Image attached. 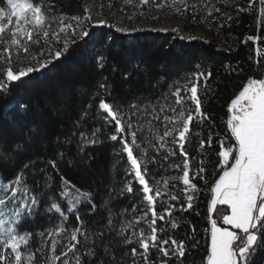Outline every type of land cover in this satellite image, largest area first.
<instances>
[{"label":"snow or ice","instance_id":"6c2138e0","mask_svg":"<svg viewBox=\"0 0 264 264\" xmlns=\"http://www.w3.org/2000/svg\"><path fill=\"white\" fill-rule=\"evenodd\" d=\"M260 2L264 4V0ZM143 3L147 4L148 0H143ZM6 5L7 11L0 7V45H3V53L7 54L0 55V60L7 61L3 78L0 79V93H11V95L8 98L0 96V99H4V103L0 105V120L19 118L24 122L18 130V138L9 140L0 135V164L15 166L21 156H27L36 147L46 152L48 145L56 149V157L33 154L31 158L21 163L14 179L5 182L0 175V264H58V262L59 264H126L125 257L128 253L118 255L117 250L128 245H136L130 249L131 264H136L137 256L142 257L143 264H154V261L149 260L152 249L169 259H171L170 252L178 259L185 257L184 241L178 242L167 235L164 228L156 227L157 220L164 221L166 216L172 218L176 206H165L164 202L160 201L162 211L158 213L156 206L158 198L162 196L159 182L154 181V187L150 185L149 178H146L148 164L155 158H149L147 150L141 149L137 130H133L135 127L133 117L137 114L148 116L150 126L152 120H160L155 105L145 104L138 96L136 99L139 103L123 106L113 92V84L108 76L104 75L97 82L96 92L93 93L94 96L101 97L96 105L97 110L104 114L105 123L113 126L114 131L108 138L119 141L123 152L126 153L130 165V171L126 175H131L140 186L137 191L142 192L143 201L151 212V220L146 219L148 211L135 220L137 224L140 220H145L148 232L140 228L138 231L133 229L129 233L128 230L133 228V221L123 219V212H114L113 208L109 207L116 198L111 192L108 199L103 201L106 211L101 212L95 202L94 192L77 188L60 174L61 163L85 166L90 165L94 160L86 149L101 141L97 137L98 129L93 127L89 131L84 120L85 117L92 119L95 117L87 109H82L77 118L70 119L68 129L52 133V120L58 114L68 112L70 104L64 99L57 102L51 98L29 101L17 94L18 88L26 83V78H30L31 74L36 72H42L54 60L60 59L67 53V39L60 50L53 52L49 48L48 58L37 60L33 56L32 59L36 60V63L32 66L18 71H14L11 66L12 46L15 47L17 61L23 63L30 52V47L39 45L41 38L47 43L51 35L59 42L60 34L64 33L66 36L70 35L72 42L75 43L76 37L88 38L90 32L83 27L79 18L73 17L76 21L74 27L72 23H67L62 15L53 14L52 5L45 3L44 0H6ZM261 12L264 13V8ZM87 20H92L91 15ZM94 25L108 26V21L96 20ZM77 28L81 30L77 32ZM115 31L132 35L139 30L116 28ZM180 39L185 37L181 36ZM188 39L195 40L197 37L192 36ZM248 39L251 40L253 37ZM256 39L260 38L256 37ZM39 55L41 57L45 55L43 49L39 51ZM94 59L100 70L108 64V57L104 53H98ZM118 71L115 66L112 67L113 73ZM121 75L127 80L130 73L124 71ZM140 75L144 73L141 72ZM211 75V72L195 73L194 79H189L183 85V89L175 88L173 95L176 97V105H182L185 101V96H181L183 90L187 99L193 102L194 110L181 107L177 111L176 107H171L170 111L175 115L163 117V134L157 132L154 137L158 146L151 140L148 141L149 146L155 148L157 152L160 149H167L170 156H175L176 152L169 147L168 138H171L172 145H178L179 152L184 157L183 174L173 179L182 180L185 186L183 192L186 194V208L184 204L180 205L181 210L185 211L193 208L194 194L198 191L193 180L197 176L203 179L202 173L205 171L203 167H199L192 172L190 178L192 169L185 144L193 121H202L206 118L198 87L202 77L206 82ZM105 96L108 98L105 99ZM9 105L12 106L11 110L6 111ZM165 107L167 105L162 106L160 111L163 112ZM228 111L230 115L227 119V127L230 129L231 137L234 138V143L226 144L225 140L219 142L221 173L211 187L210 208L211 212H217V206H226V210L224 213H218L217 218L210 221V247L206 264H252V257L257 250H264V78L248 79L242 90L231 100ZM128 137L131 138L130 141ZM204 143L203 140L200 141L201 148L204 147ZM210 143L209 140V145ZM134 149L140 150L141 155L134 154ZM40 164L44 167H37ZM175 167L180 168L181 165ZM48 168L60 175V184L47 196L45 205L41 209V198L44 194H37L28 186L27 176L42 175L44 187L52 189L53 180L47 171ZM28 169L31 171L26 173L25 170ZM40 182V180L36 181L37 186ZM71 190H74V196H70ZM125 192H133L131 181L116 195L123 196ZM170 199L175 201L179 197L171 195ZM61 202L66 204L67 208L62 207ZM84 206H87L85 215L96 214L99 219L90 223L82 220L80 210ZM69 210L76 218V225L72 228L65 227ZM38 214L48 217L56 215L58 220L54 227L35 233L38 237L37 243L33 238V232L24 228V224L29 221L34 222ZM218 220L222 221V225L230 228L219 226ZM178 226V221L172 219L171 228L176 229ZM158 232L165 233L166 238L161 239ZM167 245L170 247H165ZM137 247L142 251L138 252ZM160 264H168V261L161 260Z\"/></svg>","mask_w":264,"mask_h":264},{"label":"trees","instance_id":"16d2710c","mask_svg":"<svg viewBox=\"0 0 264 264\" xmlns=\"http://www.w3.org/2000/svg\"><path fill=\"white\" fill-rule=\"evenodd\" d=\"M93 0H44L52 5L53 14L62 15L67 23L76 24L73 17L79 18L81 23L88 16V6ZM103 3L105 0H94ZM6 0H0V7L5 8ZM125 7L120 1L113 0L112 10H121ZM264 4L260 0H187V7L183 9V16L188 20V26L194 27L203 23L210 29L209 39L197 38L188 42L182 41L173 32H144L126 36L115 31L112 27H93L89 21L90 36L80 39L76 37V42L68 46L66 54L60 59L54 60L48 68L42 72L31 74L26 78V83L20 86L17 94L24 100H34L51 98L55 101L64 99L70 104L68 112L58 114L51 122V132L58 133L69 128L70 119L77 118L82 109H87L95 119L85 117L84 123L91 131L94 127L98 129L97 137L101 143L86 149L94 157L90 165L70 166L66 162L60 164V174L70 180L77 188L83 191L95 193V202L98 210L105 212L103 201L107 200L111 192L116 198L109 207L114 212H123V219L133 221V228L138 231L143 228L148 232V225L145 220H140L137 224L135 220L143 216L148 207L143 201L142 192H138V184L132 180L129 173L130 166L126 153L123 152L119 141H112L108 137L113 133V126L105 123L104 114L97 110L96 105L100 96H94L97 82L101 76H108L113 84V92L120 99V103L127 107L131 103H139L136 97L143 99L145 104L155 105L156 112L160 115V120H152L149 125V117L137 114L133 117L135 125L133 130H137L138 143L141 149H146L148 157L155 159L148 164V177L150 185L155 187L154 181H158L161 186L165 180L172 179L168 191L157 203L158 213L162 211L160 201L165 206L175 205L172 218L166 216L164 221L157 220L156 227L164 228L167 235L185 243V257L177 258L169 253V257H163L155 249L150 250L149 260L154 264H160L161 260H167L168 264H206V256L210 247L211 219L217 218L218 213H224L226 206H217V212H211V187L218 179L221 169L219 168L220 140L227 143H234L230 129L227 127V119L230 115L228 108L230 102L242 90L250 78H264V13L261 9ZM219 9V11H217ZM231 17V19H228ZM249 37L253 39L249 40ZM259 37L260 39H256ZM98 53H104L108 57V64L100 70L97 67L94 57ZM119 71L113 73L112 67ZM139 66V67H137ZM127 71L130 76L127 80L122 78L121 73ZM143 72L144 75H140ZM211 72V77L201 78L198 94L202 100V110L206 113V118L202 121H193L188 141L185 144L188 152V160L191 172L199 167L205 169L203 179L197 176L193 183L197 185L198 191L194 194L193 208L181 210L180 205L186 208V194L183 186L174 177L182 176L184 157L179 152L178 145H172L169 140V147L176 152L175 156H170L167 149L150 147L148 141L158 146L154 139L157 132L163 134L165 115L173 116L171 107H176L177 111L181 107L193 109L194 104L187 99L184 91L181 96H185L182 105H176V97L173 95L176 87H181L194 79V74ZM150 73V75H148ZM3 73H0V79ZM11 93H0L4 98L10 97ZM190 95V94H188ZM147 97V99H144ZM105 99L108 97L105 96ZM4 99H0V105ZM167 105L164 111L160 108ZM11 105L6 111L11 110ZM143 107V105H141ZM150 111V110H149ZM187 115V112L185 113ZM23 122L19 118L0 120V135L9 140L16 139L18 130ZM130 141V137H128ZM203 140L204 147H200ZM209 140L211 141L209 145ZM75 151V149H72ZM33 154L56 157V149L48 145L45 152L42 148L32 149L27 156H21L15 166H5L0 164V175L5 182L14 179L20 170L21 163L31 158ZM134 154L141 155L140 150L134 149ZM168 158L165 159L164 157ZM175 165H181L180 168ZM37 167L43 168L40 164ZM26 173L31 170H25ZM47 171L51 174L53 188L44 187L42 175H28L27 184L33 188L37 194L43 193L41 198V209H43L47 196L60 184V175H57L51 168ZM40 180L39 186L36 181ZM131 181L133 192L123 196L116 195L120 189ZM207 181V183H205ZM74 190L70 191V196H74ZM179 197L178 200H171L170 196ZM62 203V207L67 205ZM81 208L82 220L90 223L99 217L96 214L85 215V209ZM151 212L148 211L147 220H151ZM178 221L176 229L171 228V220ZM58 217L37 215L35 221L24 224V228L33 232L34 239L38 243L37 231H42L54 227ZM222 225V221H217ZM76 225L75 215L67 216L65 227L72 228ZM161 239L166 238L165 233L158 232ZM128 245L118 249V255L127 252L126 264H131V247ZM165 247H170L167 245ZM137 251H142L137 247ZM59 252V248H58ZM71 255V254H70ZM136 264H143L140 256L136 258ZM59 264V262H58ZM252 264H264V250H257L252 257Z\"/></svg>","mask_w":264,"mask_h":264},{"label":"rangeland","instance_id":"374dc122","mask_svg":"<svg viewBox=\"0 0 264 264\" xmlns=\"http://www.w3.org/2000/svg\"><path fill=\"white\" fill-rule=\"evenodd\" d=\"M116 1H120L125 7H123L121 10H112L113 0H105L103 3H97L93 0L89 3L88 16L91 15L92 17L91 22L93 27L100 28L101 26L94 25V21L103 19L108 21V26L105 27H112L114 29L126 28L129 30H139L134 32L132 35L144 32H173L176 33L179 38L181 36L185 37V39H181L184 42L191 41V39H188V37L192 36L203 39H209L211 37L209 27L207 25H204L203 23L197 24L194 27L188 26V20L183 16V9L187 7V0H183V2H181V0H148L147 4H144L143 0ZM5 10L7 11V6L5 7ZM13 21H15V18H13ZM82 25L85 29L90 31V27L88 26L89 20H87V18L82 22ZM73 26L76 27V24ZM162 29H167V31H162ZM80 30V28H77V32H79ZM68 31L70 32L71 30ZM6 32H8L7 28ZM122 34L126 36H132L125 33ZM65 39H67L69 46L72 41V37L70 35L66 36L64 33L60 34L59 42H57L55 36L51 35L47 43H45L43 41V38H41V43L39 45H33L30 47V52L27 55V58L24 59L23 63H19L17 61L16 50L15 47L12 46L11 66L13 67V70L18 71L21 68L34 65L36 63V60L32 59L33 56H35L37 60L48 58L47 54L49 48H51L53 52H55L56 50H60L64 46ZM8 43H10V41H8ZM41 49H43L45 53L43 57L39 55V51ZM0 55H7L6 53H3V45H0ZM21 55L23 56V54ZM6 66L7 61L0 60L1 74L3 73ZM190 178H192L191 171ZM171 180L172 179L165 180V182H167L166 186L165 182L161 186H159L162 196L167 193ZM178 180L180 181L181 185L185 187L182 183V180ZM161 197H159L158 199H160ZM219 226L230 228V226L225 225Z\"/></svg>","mask_w":264,"mask_h":264}]
</instances>
